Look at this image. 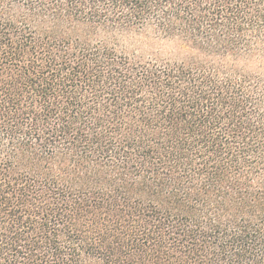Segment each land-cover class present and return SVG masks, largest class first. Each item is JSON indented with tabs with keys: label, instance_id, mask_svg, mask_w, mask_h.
Returning a JSON list of instances; mask_svg holds the SVG:
<instances>
[{
	"label": "trees",
	"instance_id": "1",
	"mask_svg": "<svg viewBox=\"0 0 264 264\" xmlns=\"http://www.w3.org/2000/svg\"><path fill=\"white\" fill-rule=\"evenodd\" d=\"M0 264H264V0H0Z\"/></svg>",
	"mask_w": 264,
	"mask_h": 264
}]
</instances>
